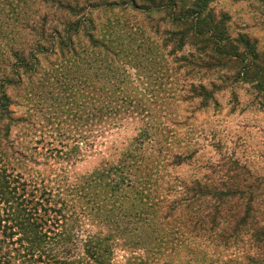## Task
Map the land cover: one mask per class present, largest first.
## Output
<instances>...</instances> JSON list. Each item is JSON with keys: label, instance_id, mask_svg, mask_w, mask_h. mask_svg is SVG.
Segmentation results:
<instances>
[{"label": "rangeland", "instance_id": "1", "mask_svg": "<svg viewBox=\"0 0 264 264\" xmlns=\"http://www.w3.org/2000/svg\"><path fill=\"white\" fill-rule=\"evenodd\" d=\"M137 1L0 0V95L11 100L0 124V221L15 207L35 210L58 233L52 238L79 242L77 259L96 236V251L108 245L110 264H238L240 245L222 238L227 220L219 217V239L192 231L186 203L203 186L208 208L245 207L246 199L213 196L246 192L255 180L262 203L264 88L238 77L235 55L218 66L182 19L217 25L232 40L245 35L264 58V0H214L201 15L186 13L181 0L174 14L170 0ZM173 32H184L183 44ZM104 47L119 61L110 62ZM226 48L243 51L235 41ZM21 50L38 57L31 71L11 68ZM10 123L7 138L2 129ZM16 147L28 158L14 157ZM145 171L150 182L137 185ZM143 195L155 215L137 225L122 213L140 209ZM20 237L0 236L11 244L4 250Z\"/></svg>", "mask_w": 264, "mask_h": 264}, {"label": "trees", "instance_id": "2", "mask_svg": "<svg viewBox=\"0 0 264 264\" xmlns=\"http://www.w3.org/2000/svg\"><path fill=\"white\" fill-rule=\"evenodd\" d=\"M214 0H181L180 3L182 5V9H185L187 4L190 7L187 8L186 13H190V15H201L206 10H211L210 5ZM152 2V0H149ZM178 0H170L171 9L175 12L178 8ZM131 4L133 6L138 5L137 0H131ZM12 5V4H11ZM162 6V4H161ZM18 8V6H16ZM165 7V6H163ZM13 9V7L11 6ZM70 11H72V7H70ZM173 21L175 23L178 22L179 15H171ZM174 16V17H173ZM212 17V15H209ZM186 26V34L190 33L191 40L196 44L207 45L205 48H209L210 57L217 65L219 66V61L221 59H227L231 57V54L234 56L236 60L234 65V71L238 75H243L242 81L252 83H258V87L264 88V58L263 53L257 49V46L252 44L250 38L245 35H239L237 39L232 40L231 37L225 30L216 25L215 28L208 27L204 22L200 21L196 22L194 19L190 17H186L182 19ZM180 22H182L180 20ZM184 32H173L171 33V37L178 38L179 43L183 44L185 37L183 36ZM189 36V35H188ZM95 45H99V41L93 36L89 35ZM69 40H72V35L68 37ZM229 41H235L243 47V51H238L235 48L234 53L227 50L226 45H228ZM212 46V48L210 47ZM181 47V45H180ZM179 48V47H178ZM105 51H108V56L114 60L111 61H119L117 58L118 53L114 50H110L109 47H104ZM228 51V53H227ZM19 53V54H17ZM16 55V63L11 67L15 69V67L19 66L20 68H25L28 70H32L35 64L39 61L38 57H33V54L29 59L26 58L25 51H18ZM2 58V57H1ZM221 58V59H220ZM231 58V59H233ZM0 84L4 85L5 81L0 80ZM11 83V81H9ZM262 89V88H261ZM11 105L10 98L5 95V92L2 91V95H0V124L4 122L6 119L10 118L9 108ZM11 122L18 121L23 122V119H10ZM17 123V122H16ZM3 125V124H2ZM13 123L9 125H5L2 131L6 132L4 137L9 136L10 128ZM1 131V129H0ZM11 143V142H10ZM13 145V143H11ZM21 146V143H18ZM14 157L19 156L20 158L26 159L28 155L24 150L20 147H16L13 149ZM174 160H180L179 162L186 161V157H173ZM180 164V163H179ZM139 171V169H137ZM121 172V165H119V170ZM150 171H145L141 174L137 185L142 184L144 187L150 182L148 179V173ZM247 183V180L242 179V183ZM122 183V181H121ZM120 184V182H119ZM261 183L255 180L245 190H238L234 192V194H224L221 193L215 194L213 197H218L219 199H223V197L231 196L233 199H237L238 202L247 200L246 206H239L237 208L228 209L226 211L219 209V206L208 208L204 204L203 196H207L205 194L206 190L203 186H199V191L196 196L197 199L194 201H190L186 203V216H187V224H191L192 231H200L204 233H210L217 235V239H219V217L225 218L228 222V226L223 229L222 238L226 239L228 242L234 241V243L239 244V250L244 253V257L239 260L238 264H264V210L261 209L262 204H264V199L261 201L262 203H258L257 192L261 189ZM139 192V191H138ZM21 196V195H20ZM139 195H136V198ZM16 198V197H14ZM141 204L140 209L130 210L128 213L124 210L122 214H127L129 218H133L134 222L139 224H145L152 222V218L155 213L152 214L153 203L146 196H141L139 199ZM15 203V202H14ZM176 210V207L173 211ZM173 212L170 211V215ZM152 214V215H151ZM43 216H38L37 212L34 210H29L28 208H17L13 209V212L9 214L6 220L0 221V231L2 230V234L0 236L5 235L7 240L8 237H13L15 235H20L21 237L17 239V247L14 248L11 252L9 250H4L3 245L6 249H9L11 244L6 245L4 242L0 241V257L6 258V260H11L12 252H15L17 257H21L23 259V263L27 264H110V259L108 254L109 251L108 245H105L104 251L101 254H98L96 248L100 246L99 240L96 236H90L87 240L84 241V250L85 255L87 257H82L77 259V252L80 251L79 242H59L58 238H52L51 236L57 237V234H54V231L48 224L45 222L47 220H43ZM3 223H5L3 225ZM79 225V224H78ZM65 227V226H64ZM63 227V228H64ZM77 228V227H76ZM152 232L157 231L155 228L151 229ZM229 229V232L226 233ZM70 232H74L75 228L71 227L68 229ZM81 229H79L80 231ZM87 230V229H86ZM139 231V235H142V227L140 229H136ZM151 231L146 234L149 235ZM53 234V235H52ZM109 236H105L104 238H108ZM159 235L155 236L157 240ZM181 237H184V234H181ZM214 240V237H212ZM102 242H105L102 240ZM143 241H139L138 243H142ZM6 252V253H3ZM14 254V253H13ZM80 254V253H79ZM15 259L12 257V260ZM8 263L7 261L4 264ZM10 263L14 264L13 261ZM0 264H2L0 260ZM209 264H216L215 262H211Z\"/></svg>", "mask_w": 264, "mask_h": 264}]
</instances>
